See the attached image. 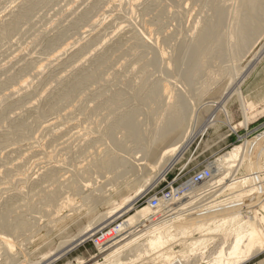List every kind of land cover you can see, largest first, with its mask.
I'll use <instances>...</instances> for the list:
<instances>
[{
    "label": "rangeland",
    "instance_id": "rangeland-1",
    "mask_svg": "<svg viewBox=\"0 0 264 264\" xmlns=\"http://www.w3.org/2000/svg\"><path fill=\"white\" fill-rule=\"evenodd\" d=\"M93 1L96 0H78V2L77 0H0V96L6 94L16 84L21 83L22 79L24 80L26 77L30 79L31 77V81L29 80L31 87L27 92L30 95H25V91L19 92L20 94H16L17 97L14 96V102L0 104V213L8 208L12 210L9 223L15 230V234L7 233L0 224V264H5L10 256L14 257L12 259H16L15 264H42L50 258L55 259L50 264H93L100 261L101 257L99 256L101 254L98 248L93 245L92 240H97L102 233L111 231V229L116 230L118 226L124 223L122 221H126L127 218L133 216L145 206H150L149 201L152 198L161 199L160 206L168 210L192 195L186 194L189 191L192 192L191 188H193V192L198 191L197 193L207 191V189H201V186H204L203 184L193 186L191 179L209 168H216L215 165L217 164L221 163L222 167L228 165L229 160H231L228 155L232 148L242 147L247 141L256 138L257 134L259 136L261 132H264V30L255 42L241 53L239 61L233 60L232 52L225 50L228 46V39L224 36L222 49L214 55H209L201 62L204 70L212 72L213 78H211V81H214H208L210 79L206 78L207 76L204 73H200L193 79L192 83H189L191 89L187 84V91L192 90L193 93L188 94V92H185L186 90L183 91L186 86L182 82V73L189 65L188 56H186V51L183 49L188 45L190 31L196 24H205L211 20L216 14V7L222 5L227 6L222 14L223 21L227 25L234 18V5L231 2L215 0L214 5L210 7L207 5V0H123L121 2L115 0V4L110 3V0H100L99 6L92 10L95 13L82 17L81 12L86 9V6L92 5ZM108 1L109 3H107ZM178 1L180 4H177ZM135 5L136 7L131 9ZM137 5H140V8ZM154 5L159 6L164 13L157 20L153 16ZM103 7L105 8L103 9ZM143 8H146L144 13L142 12ZM103 12L105 13L102 14ZM118 14L121 16L120 23L117 20V18L120 20ZM95 16L98 19L100 18L99 20H102L104 24L98 29L96 28L91 34L85 33L90 25L89 19H95ZM110 16H113V18ZM240 18L242 25H244L245 16L241 15ZM125 20L126 22L130 20L133 27L130 28L129 23L124 22ZM109 21L110 23H108ZM8 24L13 25V29L6 33L4 29ZM107 25L111 26L112 29ZM156 25H159L164 31L160 32L161 35H168V37L166 36L167 40H163L164 37L153 30ZM118 27H120V31L114 33L115 29L119 30ZM126 27H129V29H126ZM134 27L136 32L145 31L146 34L142 33L144 37L149 34L150 38L146 37L147 43H149V40L152 43L155 42V45L149 43V45H153H151L153 48L155 46L156 54H153L156 56L165 54L164 60L165 57L167 58L164 61L165 66L163 63L160 64V68H157L158 65L157 67L147 65L142 56L148 60L154 56L151 53L147 55L138 51L133 55L131 50L124 53L118 50L129 47L126 38L130 35L128 31H134L132 29ZM121 28L123 29L121 30ZM44 31L49 33L45 34ZM58 33H64L63 38L57 39ZM107 33L115 34V36L99 47L98 44L102 42V39L105 40L104 38L110 36V34L107 36ZM165 33L167 34L165 35ZM179 37L184 39L182 38V40ZM75 39L78 40L75 41ZM178 39L181 41H178ZM67 44L69 47H67L68 49L65 48L66 54L61 55L60 59L54 61L51 66L44 67L45 69L43 68L40 76H37V78L32 77L33 68L36 65L45 63L42 59L48 58L49 55H53ZM72 44L76 45L71 47ZM176 57L179 58L177 61L180 62L179 66L178 63L175 67L171 66L169 59ZM168 61L171 66L169 68H167ZM39 62L40 64H36ZM123 64L125 65L123 66ZM173 64L174 62H172ZM125 66L126 69L124 70L123 67ZM162 66L166 69L162 70ZM129 68L134 69L133 72L135 73ZM140 69L143 70L142 75ZM167 69L168 72H165L164 70ZM113 70L120 72L117 74V71L113 72ZM126 70L129 73L128 78H130V74H134L131 75V82H136L141 76L146 79L145 86L138 95V99H134L129 95L128 90V94L122 93L125 88L123 86L124 79H128L127 72L124 73ZM94 72L96 73L95 77L92 76ZM114 73L117 76L113 78ZM180 75L182 81L180 80L181 83L177 86V89L175 88V91L181 90L183 86L180 85L183 83L182 92L184 93L180 95L181 91H176L175 94L182 96L181 99L186 94L185 100H190L194 96V99L191 100L192 102L195 101L190 107L188 117H186L184 131L187 133V137L183 140L181 146L177 148L174 155L166 162L165 168L158 171L153 169L150 163L144 161L146 160V152L150 148V141L140 144L131 140L118 124L129 111L142 109L140 106L141 100L146 97L159 79L162 80V84L172 83L173 81L178 84L177 77ZM60 76L61 79H58ZM107 77L109 81L100 84L101 80ZM205 80L210 88H208V93L205 92L204 95L198 92V88L205 83ZM72 83L75 84L72 85ZM173 87L175 86L173 85ZM42 89L45 91L41 96L42 98H37V92ZM124 90L123 92H126ZM98 91L103 93L101 97L96 95ZM50 100L59 101V106L55 109L47 106L46 103ZM27 102H31L33 105L29 106L33 108L29 106L28 108L26 106ZM174 102L176 101L172 98L170 103ZM35 109L37 112H34ZM67 109H73V113L70 112V116L64 117L62 115L61 117V114L65 113ZM143 109V111L137 112L135 120L139 130L147 132L149 139H151L153 136L151 127H153L156 119L157 106L150 104ZM221 110L226 113L224 114ZM243 110L245 113H243ZM38 112L39 115L36 116ZM169 113L170 109L167 108L165 116ZM57 117L60 123L56 122ZM92 118L102 120L98 128L94 126V128H90L92 127L91 121L94 120ZM54 121L57 126L53 130L55 134L50 132L49 135H46L47 131L41 129L47 123H55ZM241 122H243L242 124L245 123L244 126L240 125ZM63 123L66 126L69 124V127H65ZM74 125L75 127H70ZM72 135H75L74 137L82 135L80 136L83 137L82 141L79 136L80 140L77 138L76 141V138L74 139ZM93 135L99 137V139H96L98 141L91 139ZM73 141L75 144L72 143ZM35 142L39 143L36 144ZM33 143L36 145V150L30 149L32 145L35 146ZM120 144L124 146L123 149H120ZM78 146L83 150H76L80 148ZM25 148L26 150L30 149V151L24 152ZM38 148H40V152ZM96 150L104 151L107 156L121 160L125 163L124 165L134 163L136 160V164L147 168L148 172L142 173L143 178L139 181L137 177L133 178L135 180H131L132 177L128 176L120 179V181L117 180V184L116 182L114 184L112 179L111 183L113 185L110 183L111 179H109L113 176V173H108V175L104 173L105 175L101 174L102 176L93 174V172L71 174L73 172L70 170L73 171V166L76 168V166L81 165L77 168H86L87 161L91 159L89 155L96 153ZM262 163L264 167V159H262ZM49 164L53 165L52 168L61 167L59 172L63 170L62 173H58L62 178L57 175L60 181L72 176V182L78 186V190L62 189L51 206L47 208L39 199L44 193L48 192V189L45 188L49 187L50 180L47 181L48 178L45 175H47L46 172L51 171V169H47V167H50ZM66 169L67 171H65ZM42 171L46 174H41ZM24 174L26 179L30 178L27 179L30 181L27 182L26 180L25 182ZM60 174H64V177ZM246 174H248L246 170L241 168L237 173V179L245 178ZM38 175L44 177L39 179ZM95 175L97 178H95ZM211 179L209 181L210 187L215 181L213 175ZM147 181L150 183L146 184ZM262 181L264 182V179ZM52 184L54 183L51 182ZM95 184L96 187L98 185L101 189L105 186V190L104 188L103 191L100 189L102 193L99 194L103 195V192L106 194L108 189L109 191L103 201L101 200L102 196H98L94 202L87 203L86 198L91 193L96 194V190H98ZM93 187L96 189L94 190ZM53 188L54 186H51L49 190ZM172 191L174 193L171 199L163 201L161 196ZM201 193L205 195L207 192ZM202 195L200 196L203 197ZM259 197L264 201V193ZM259 197L254 196L251 199L256 200ZM66 198L73 201L71 200L72 202L68 206L62 208L60 203ZM130 200L134 201L129 211L120 216L121 213L117 212ZM57 207L59 211H57ZM157 208H151V211L156 212ZM240 211L245 213L246 208L242 207ZM173 212L174 210L171 213ZM118 214L120 217H118ZM162 215L156 214L157 218L155 216L154 218L159 219L160 216L162 218ZM102 217L111 218L110 220L118 218L113 222L108 220L102 223L100 225L101 228L103 227L102 231L96 233V236L91 240H84L85 243L78 244L77 242L81 240L85 230ZM154 218H151L152 221ZM151 219L148 220L149 223ZM244 221V216L236 221H229L232 223L228 224L218 223L221 220H216L215 223L207 224L206 228L204 227L203 234L192 229L190 231L193 233V238L189 237L188 240L182 241L181 238L175 237L170 246L165 248L166 253L169 252L172 258L182 260L183 264H196V257L199 258H197L198 264H208L210 259L213 263L215 252L220 246L224 247L226 245L225 247H227L233 238V234L245 224ZM120 222L122 223L119 224ZM169 223L171 222L169 221ZM114 232H112V235H116V232ZM112 235L110 234V236ZM173 235L179 236L178 231L176 230ZM200 237L205 238L204 243L207 246L195 254H191L185 248L189 246L190 240H198ZM1 238H6L8 243L3 244ZM72 244L74 247H70L71 249L65 253L66 247ZM139 247L142 248V245ZM242 259L239 264H264V250L254 256L250 255ZM162 262L163 259H155L154 252L149 251L136 256L134 260L124 261V264H165Z\"/></svg>",
    "mask_w": 264,
    "mask_h": 264
},
{
    "label": "bare ground",
    "instance_id": "bare-ground-1",
    "mask_svg": "<svg viewBox=\"0 0 264 264\" xmlns=\"http://www.w3.org/2000/svg\"><path fill=\"white\" fill-rule=\"evenodd\" d=\"M96 1H93L92 5H90L88 7L86 6V9H84L83 12H81L82 17L88 16V15H90V13L91 14L95 13V11L93 12L92 10H94V8H97L99 6L98 4H100L99 3L100 0H98L97 2ZM114 1L115 0H110V3L115 4L116 2L114 3ZM121 1H123V0H119V2H121ZM207 1H208L207 5H209L210 7H212L214 5L215 0H207ZM224 1H229L234 5V9H233V17L234 18L232 19L231 22H229L226 25L223 21V17H222L223 15L222 14L227 9V6H225V5L218 6L215 9L216 14L213 16V18L211 20L207 21L205 24H202V23L200 25L196 24V26H194L192 28V31H190L191 35L189 34L190 35L189 38H188V36H186L188 38V45L183 50L186 51L185 53L187 54L186 56H188L187 58H188L189 65H188V68L185 70V72L182 73L183 74L182 75L183 81H182V78L180 79L181 75L179 77H177L179 80L178 84L176 83L177 85L175 84L174 81L172 83L168 82L166 84H162L161 83L162 80L160 81V79H159V81H157L155 83V85L150 89V91L148 92L146 97L141 100L140 106L142 109L146 108L150 104L154 105L155 107L157 106V111L155 112L156 119L154 121L153 127H151V134L153 135L152 138L149 139V134L145 131L139 130V128L137 126V122L135 120V117H136L137 112L142 110L140 108L133 109V110L129 111L123 117L122 121L118 124V126L124 130L127 137H129L131 140H133L137 143H140V144L147 142V141H150V148L146 152V157H145L146 160H144V161L150 163V165L153 167V169H157L158 171L164 169L166 162L174 155L177 148L179 146H181L183 140L187 137V133H185V131H184V127L186 125V117H188V115L190 113V107L192 106V103L195 101L192 102V100L194 99L193 98L194 96L192 97L190 95L193 98V99L190 98V100L192 99L190 101V100H185L187 97L186 94H184V96H183L185 99L184 98L181 99L182 96H180V95H183L182 93H184V92H182L184 85L186 86V88L183 89V91L186 90L185 92L186 93L188 92V94L193 93L192 90H189L190 92L187 91L188 87L190 88L189 85H191L189 83L190 82L192 83L193 79H195L197 77V75H199L200 73H204L205 76H207L206 78L210 79L208 81H211V78H213V74L211 71L203 69V66L201 64L202 60L206 59L209 55H214L215 53H217L218 51H220L222 49L223 37L225 36L228 39V41H227L228 46L225 50L232 52V56H233L232 59L233 60L239 61L241 58V53H243L248 47H250L255 42L257 37L264 30V0H224ZM77 2H78V0H77ZM107 3H109V1ZM177 4H180V2L178 1ZM112 6H110V7H112ZM116 6H120V5H116ZM122 6H123V4H122ZM133 7L135 8L136 5L132 6L131 9ZM104 8L105 7H103V9ZM106 8H107V6H106ZM127 8H129V7H127ZM95 10H97V9H95ZM109 10H110V8H109ZM101 11H103V10H101ZM123 11H121V12H123ZM145 11H146V8H143L142 12L144 13ZM152 11H153V16L156 20L158 18H161L164 14L162 9L157 5H154ZM128 12H129V14L131 13L130 10ZM104 13L105 12H103L102 14H104ZM132 13H134V12H132ZM241 15L245 16V24L244 25H242V20L240 18ZM124 16H122V17H124ZM126 16H127V14H126ZM110 17L113 18V16H110ZM96 18L95 19L94 18L89 19L90 25L88 26L89 27L88 29H90V30L88 31V29H87V31L85 33L91 34L95 31L96 28L98 29V27H100L101 25L104 24L102 22V20H99L100 18L99 19H98V17H96ZM105 19H106V17H105ZM114 19H116V18H114ZM127 19H129V17ZM111 20H113V19H111ZM117 20L120 23L121 16H120V20H119V18H117ZM110 21L108 23H110ZM124 22H126V20ZM114 23H113V25L115 26L116 23L115 24ZM126 23H129L130 28H131V26L133 27V25L130 23V20ZM109 25H107V26L109 27ZM113 25H112V27H114ZM112 27H111V29H112ZM120 27H122V26H120ZM120 27H118L117 29H119ZM127 28L129 29V27H126V29ZM12 29H13V25L8 24L5 27L4 32L9 33V31H11ZM106 29H107V27H106ZM122 29L123 28H121V30ZM132 29L134 30L135 27ZM113 30H114V28H113ZM137 30L139 31V29H137ZM153 30L158 32L160 35L162 32H164L159 25L154 26ZM116 31L118 32V31H120V29L119 30L115 29L114 33H116ZM47 32L44 31L45 34ZM58 32H61V31H58ZM128 32L130 33V35L128 34L129 36L126 38V42L129 43V47L125 48V49H123V48L118 49L120 52L124 53L127 51L129 52L131 50V54H133V55L138 51H140L142 54H147V55L149 53H151V54L155 53V50H154L155 46H154V48L152 47L153 46L152 44H154L155 42L152 43L149 40V43L151 42L152 46L149 45V43H147L148 42L147 38H150L148 36L149 32L147 33L148 35L145 37L142 34L145 31H142V32L140 31V33H139V32H136L135 30L134 31L131 30ZM110 33H107V36ZM112 34H113V31H112ZM112 34H110V36L104 38L105 40L102 39V42L98 44L99 47L106 44V42H108L110 39L112 40L113 36H115V34L114 35H112ZM144 34H146V33H144ZM166 34L167 33H165V35ZM63 36H64V33H61V34L58 33L57 39H61V38H63ZM161 36H163V35H161ZM166 36L168 37V35H166ZM166 36H163L164 39L162 37L161 38L163 40H165V39L167 40ZM179 38L182 39L183 37L182 38L179 37ZM76 40H78V39H75V41ZM75 41H72V42L76 43ZM178 41H181V40L178 39ZM75 45L72 44L71 47H74ZM95 46L97 47V44ZM67 47H69L68 44L65 45L64 48L62 47L61 50H59V51L57 50V52H55L53 55H51V56L49 55L50 57L48 56V58H46L44 60L42 59V61H45V63L40 61L41 63H43L42 65L40 64V62L36 63V64H40V65H36L33 68L32 74H31L32 77L37 78V76H40L42 74L44 67L47 68V67L51 66V64L54 61H57L58 59H60L59 57H61V55L62 56L64 55V53L66 51L65 48H67ZM156 48H157V46H156ZM23 53H24V51H23ZM158 53H157V55H158ZM155 54H153L154 56L152 58L150 57V59H148V60L146 57L142 56V58L147 62L146 64L149 66L157 67V65H158L159 67H157V68H160L162 63L165 66L164 61L167 60L166 57L164 60L165 54H161L158 56H156ZM15 59H16V57H15ZM175 59H176V62H175ZM178 59L179 58H177V57L169 59V61L171 62V66L175 67L176 64L178 63L177 62ZM169 61H168L169 64L166 62L168 64L167 68H169V66H170ZM172 62H174L173 65H172ZM179 63L177 64L178 66H179ZM121 65H122V63H121ZM124 65L125 64H123V66ZM126 66L123 67L124 70L126 69ZM120 68H121V66H120ZM163 69H166V68H164L162 66V70ZM130 70L133 72L134 69L131 68ZM115 71H117V70H115ZM115 71L113 70V72H115ZM121 71H122V68H121ZM131 71H129V72L132 73ZM164 71L168 72V69L164 70ZM118 72H120V71H117V74H118ZM126 72H127V74H126ZM140 72L142 75L143 70L140 69ZM124 73L126 75H128L127 76V78H128L129 77L128 71L126 70ZM133 73H135V72H133ZM133 73L130 74V78H128L129 80L124 79L125 83L123 84V86H125L124 89H126V90H124V89L123 90L126 92H123V90H122V93L128 94V92H127V90H128L130 93L129 95H131L134 99H138V95L142 92V90L145 86L146 79H144L143 76H141L138 78V80L136 82H133V81L131 82L130 81L132 79L131 75H134ZM115 74L116 73H114V75L112 76L113 78L115 76H117V74L116 75ZM92 76L95 77L96 73L95 72L92 73ZM125 78H126V76H125ZM58 79H61V76ZM29 80L31 81V77H30V79L28 77H26V79H24V80L22 79L21 80L22 82L20 81L21 83L13 86L6 94H2L0 96V104L1 103L2 104H8L10 102H14L13 101V99H15L14 96L17 97L16 94H18L19 92L25 91V95H27V96L30 95L29 93L27 94V92L29 91V87H31L30 86L31 82ZM111 80H112V78H111ZM180 80L184 83V85L182 83L180 86H183V88L181 90L180 89L176 90V91H181V94L179 95L180 96L179 97L178 94H175L176 93L175 88L177 89V86L181 83ZM57 81H61V80H57ZM107 81H109L108 77L103 78L101 80L100 84H104L103 82H107ZM212 81H214V80H212ZM204 82L205 83L201 84L198 88V90H199L198 92L200 94L201 93L204 94L205 92L208 93V90H209L208 88H210V87H208L207 81L205 80ZM74 84L75 83H72V85H74ZM187 84H188V87H187ZM173 85L175 87H173ZM212 86H213V84H212ZM193 91H195V90H193ZM44 92H45L44 89L40 90L39 92H37L38 97L37 96L36 97L42 98L41 96H43ZM178 93H180V92H178ZM207 93H206V95H207ZM96 95L101 97L103 95V93L101 91H98V92H96ZM202 97H204V96H202ZM172 98L176 102L170 103V100ZM160 100H162L163 102H161ZM241 103H243V102H241ZM27 104H26L27 107L29 105H33L31 102H27ZM46 105L55 109L59 106V101L50 100L48 103H46ZM29 107H31V106H29ZM31 108H33V107H31ZM167 108L170 109V113L165 116V111ZM96 109H98V108L96 107ZM35 110H34V112H37V110L36 111ZM72 110L71 109H67V111L64 110L65 113L61 114V117H62V115L64 117H67L70 114V112L73 113ZM221 112L224 113L223 110H221ZM243 113H245L244 110H243ZM38 115H39V112L36 116H38ZM63 118H61V119L63 120ZM55 119H56V117H55ZM58 119L59 118L57 117L56 122H58ZM66 119H68V118H66ZM92 119H94V120H92ZM92 119H91L92 120L91 121L92 127H90V128H94V127L98 128L101 125L102 120L95 119V118H92ZM69 120H70V117H69ZM69 120H67V122ZM245 120H246V118H245ZM70 121H69V123H70ZM56 122L55 123H47V125L44 126L41 130L42 131L45 130V132L47 131L46 135H49L50 132H51V134L54 133L55 132V131H53V130H55L54 128H57ZM64 122H66V121L64 120ZM58 123H60V122H58ZM242 123L243 122H241L240 125L244 126L245 123L244 124H242ZM63 124L65 125V123H63ZM43 125H45V124H43ZM75 125H76V123H75ZM75 125L70 126V127H75ZM61 126H63V125H61ZM67 126L65 125V127H67ZM88 126H90V124ZM58 127L60 128L59 124H58ZM89 130H91V129H89ZM57 132L59 133V131H57ZM58 133H56V134H58ZM85 133H87V132H85ZM74 136L75 135H72V137L74 139L76 138V141H77V138H79L82 135H78L79 137L78 136L74 137ZM93 136L91 137V139L93 141H98L96 139H99V137L95 136V135H93ZM44 137H46V136H44ZM44 137H42V138H44ZM50 138H52V137H50ZM80 138H79V140H80ZM82 138H81V141H82ZM85 142H86V140H85ZM263 142H264V132L263 133L261 132V134L259 136L257 134L256 138H253L252 140L247 141L242 147L232 148L231 151L229 152V155H228L229 158H231V160H229L228 165L222 167V164L220 163V164L215 165L216 168H209L208 171L211 172V177L213 175V180H215V181H213L212 187H210L209 181H207L208 183L207 182L203 183L204 186L203 187L201 186V189H207V191L206 190L205 191H199V193H197L198 191L195 190L196 192H193V188H191L192 192L189 191V190H191V189H189L188 191L190 193L187 192L186 194H188V195L192 194V195H190L185 200H182L180 203H177L174 208L172 207V209L170 208L168 210L162 208L160 206L161 204H158V206H157L158 208L156 207L157 208L156 212H152L150 206L147 205L144 208H142L141 210H138L133 216H130L129 218H127L126 221L125 220L122 221L124 223L122 225L118 226L116 230L111 229V231H108L106 233H102L97 238V240H92L93 245L96 248H98V251L101 254L99 256V257H101L100 258L101 260L97 261L93 264H124V261L134 260V258H136V256H140L142 253H147L149 251L154 252L155 259H157V258L163 259L162 263H165V264H183L182 260H180L178 258H172L171 254L169 252L166 253V250H165L166 247L170 246L171 241L175 237H179V238H181L182 241L183 240L186 241L189 239V237H192L193 233H191V231H190L192 229L195 230L197 233L203 234V231L205 230L207 224L213 223L216 220H221V222H218V223L228 224V223H232L229 221H236L239 218H241V216H244L245 224L242 227H239L237 232L233 234V236H232L233 238L231 239V241L227 245V247H225L226 245L224 247L220 246V248L213 255L215 258V261L212 263V260L210 259V261H208V264H239V261L242 262L243 257L250 256V255L254 256V255L258 254L260 251L264 250V201L262 198L259 197L264 193V184H263L264 182L262 181V179H264V167L262 165L263 164L262 159H264V145H263L264 143ZM35 143L37 144L39 142H35ZM35 143H33V144L35 145ZM72 143H74V141ZM68 144H70V143H68ZM68 144H66V145H68ZM37 147H39V146H37ZM70 147H68V148L71 150ZM78 147H80V146H78ZM75 148H73V149H75ZM123 148H124V146L120 144V149H123ZM30 149L36 150V145L35 146L32 145ZM30 149L26 150V148H25L24 152L25 151L28 152V151H30ZM38 149L40 152V148H38ZM69 149L68 150L64 149V150L70 151ZM79 149L81 150L82 148L80 147L76 150L80 151ZM41 151H42V147H41ZM78 151H76V152H78ZM27 152H26V154H27ZM33 152L35 153V151H33ZM53 153H55V152L53 151ZM91 154L92 155H89V156H91V159L89 161H87L88 164H87L86 168H77V167H80L81 165L76 166V168L73 166V168H74L73 171H72V169L71 170L68 169L73 173H71L69 171L68 172L71 174H82V173H87V172H91V173L93 172V174H98V175H101V174L105 175L106 173L108 175V173H113V176L110 177L109 179H111L110 183L113 179L112 183H114V184H115V182L117 184V182L120 181V179L126 178L128 176L132 177L131 180H135L133 178L137 177V180L139 181L140 179L143 178L141 176V174L148 172L147 168L140 167V165L138 166L136 164V160L134 163L124 165L125 164L124 162H122L119 159L113 158L111 156H107L104 151H97L96 153H91ZM52 156H54V155L52 154ZM52 160H53V158H52ZM54 165L57 166L56 164H54ZM49 166L51 168L47 167V169H51V171L49 170L48 171L49 173L46 172L47 175H45V177L48 178L47 181L50 180L49 181L50 182L49 187L54 186V188L52 190L51 189L49 190V187L48 188L44 187L45 189H48L47 190L48 192H46L44 189V191L46 193H44V191H42L44 193V195L41 196V198L39 199V201L43 205H45V207H47V208H49L51 206V204L58 197V194L60 193V191L62 189H66V190L68 189L71 191H77L78 190V186L74 182H72V179H73L72 176H70L69 178H66L65 180L62 179L63 181L61 180L62 181L61 182L60 178H62V176L60 177L58 174V173H62V171H63L62 170L61 172H59L61 167L52 168L53 165L51 166L50 164H49ZM241 168H244L248 174H246L245 178L242 177V178L237 179V173ZM47 169H45V171H47ZM43 171L41 172V174L44 175L45 172H43ZM65 171H67V169ZM243 172H244V170H243ZM57 175L60 178H57ZM60 175H63V177H64V174H60ZM23 176L25 177L26 175L24 174ZM24 177H23V179H24ZM43 177L39 176V179H41ZM95 178H97L96 175H95ZM27 179H30V178H27ZM27 179L25 177V182ZM151 180H149V181L151 182ZM28 181H30V180H27V182ZM149 181H147L146 184ZM51 182L54 184L51 185ZM105 183H107V182H105ZM55 184H56V186H55ZM210 184H212V183H210ZM205 185H208V186H205ZM38 187L40 188V186H38ZM95 187H96V184H95ZM99 187L97 185L96 188H98V190H96L97 192L95 191L96 194L91 193L86 198L87 203L94 202L96 197H98V196H102L101 197L102 201L105 199L109 189H108V191L106 190V194L103 192V195H102L99 193H102L103 188L105 190V186L102 189ZM96 188L93 187L94 190ZM106 188H107V186H106ZM245 188H247V189H245ZM98 191H101V192H98ZM201 192H203V193L207 192V193L205 195H202ZM20 193H21V191H20ZM104 194H105V196H104ZM200 195H202L203 197H201ZM254 196H256V197L258 196L259 198H256V200H252L251 197H254ZM170 199H171V197L169 199H163L162 198L163 201H168ZM71 200L72 199L66 198L62 203H60V206L62 208L68 206L70 204V202L73 201V200L72 201ZM133 201L134 200H132V201L130 200L129 202H127L124 205V207L123 208L121 207L120 211H118L117 213L120 212L121 213L120 216L122 214L127 213L129 211V208L132 205ZM160 202H161V199H159V203ZM242 207L246 208L245 213H241L240 209ZM173 210H174V212L171 213ZM57 211H59L58 207H57ZM156 214H161V215L163 214L162 218L160 216L159 219H155V218H157L155 216ZM11 215H12V210L9 208L5 209L4 212L0 213V224L3 227V229L7 231V233L15 234L14 228L9 223V220L11 219ZM150 215H151V218H154V216H155L153 221L150 218ZM120 216L118 214V217H120ZM118 217H116V218H118ZM116 218L110 220L111 218H103L102 217L99 220L95 221L94 224L91 225L89 228H87L86 230L84 229L85 233L82 234L83 237L77 243L83 244V243H85V242H83L84 240H91L94 236H96V233L102 231L103 227L102 228L100 227V225L102 223H104L108 220L113 222L114 220H116ZM149 219H151L150 223L148 222ZM110 221H109V223H110ZM169 221L171 223H169ZM122 222H120L119 224H121ZM107 224H108V222H107ZM97 228H98V230H97ZM112 230L116 232V235H112V232H113ZM176 230L178 231L179 236L173 235V233H175ZM110 234L112 236H110ZM113 236H115V237H113ZM204 239H205L204 237H202V238L200 237V239H198V240H190L189 246L186 247L185 249H187V251L190 252L191 254L192 253L195 254L197 251H200L201 249H203L207 246V244L204 243ZM76 240L78 241V239H76ZM1 241L3 244L8 243L6 238H1ZM226 244H227V242H226ZM140 245H142V248L139 247ZM68 246L69 247H66L67 249L64 250L65 253L71 249L70 247H72V246L74 247L73 244L68 245ZM12 258H14V257L10 256L7 259V262L5 261V264H15L16 259L14 260ZM197 258L198 257H196V260L198 261L199 258L198 259ZM54 260H55L54 258H50V259H47V261L43 262L42 264H50ZM197 261H195L196 264H198Z\"/></svg>",
    "mask_w": 264,
    "mask_h": 264
},
{
    "label": "built area",
    "instance_id": "built-area-1",
    "mask_svg": "<svg viewBox=\"0 0 264 264\" xmlns=\"http://www.w3.org/2000/svg\"><path fill=\"white\" fill-rule=\"evenodd\" d=\"M211 178H212L211 177V172H209L208 170H205L204 172H200L199 174L194 176L191 179V181L194 184V186H197L199 184H203V183H205L207 181H210ZM173 193L174 192L172 191V192H169V193H167V194H165V195H163L161 197L163 199H169L172 196ZM149 204H150L151 208L155 209L158 206V204H159V199L152 198V199H150Z\"/></svg>",
    "mask_w": 264,
    "mask_h": 264
}]
</instances>
